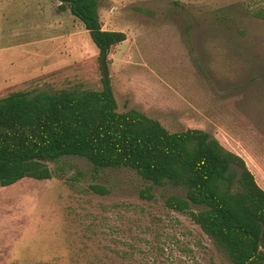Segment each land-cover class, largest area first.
I'll return each instance as SVG.
<instances>
[{"label": "rangeland", "instance_id": "1", "mask_svg": "<svg viewBox=\"0 0 264 264\" xmlns=\"http://www.w3.org/2000/svg\"><path fill=\"white\" fill-rule=\"evenodd\" d=\"M98 2L103 28L127 34L107 57L119 111L207 131L264 189V17L255 14L264 0ZM60 4L0 0V98L104 88L100 49ZM45 163L51 179L0 186V264H232L166 206L185 187L154 186L148 200L141 191L152 182L132 168L73 155Z\"/></svg>", "mask_w": 264, "mask_h": 264}, {"label": "trees", "instance_id": "2", "mask_svg": "<svg viewBox=\"0 0 264 264\" xmlns=\"http://www.w3.org/2000/svg\"><path fill=\"white\" fill-rule=\"evenodd\" d=\"M57 1L84 23L101 58L127 40L125 32L103 28L98 0ZM255 14L264 17V9ZM70 155L100 168L134 169L152 182L141 191L148 200L154 186L185 187L186 197L166 199L169 209L189 215L232 264H264V189L245 160L207 131L173 132L139 110L120 112L105 80L102 90L15 91L0 98V186L49 180L45 161Z\"/></svg>", "mask_w": 264, "mask_h": 264}, {"label": "water", "instance_id": "3", "mask_svg": "<svg viewBox=\"0 0 264 264\" xmlns=\"http://www.w3.org/2000/svg\"><path fill=\"white\" fill-rule=\"evenodd\" d=\"M61 3L60 1H58ZM107 57H108V52H104L102 56V69H103V75H104V80L106 83L109 82V71H108V66H107Z\"/></svg>", "mask_w": 264, "mask_h": 264}]
</instances>
